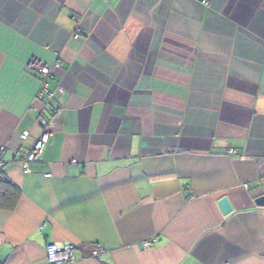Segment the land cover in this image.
Listing matches in <instances>:
<instances>
[{"label":"crops","instance_id":"crops-1","mask_svg":"<svg viewBox=\"0 0 264 264\" xmlns=\"http://www.w3.org/2000/svg\"><path fill=\"white\" fill-rule=\"evenodd\" d=\"M3 145L0 264H264V0H0Z\"/></svg>","mask_w":264,"mask_h":264},{"label":"built area","instance_id":"built-area-1","mask_svg":"<svg viewBox=\"0 0 264 264\" xmlns=\"http://www.w3.org/2000/svg\"><path fill=\"white\" fill-rule=\"evenodd\" d=\"M81 36L80 31H76L74 33V38L78 39ZM29 67L34 68L36 72L41 77V85L37 92L36 98L40 100H51L54 98V91L51 89L50 86V80L53 77V71L54 68H59L62 66L61 62L55 63L53 66H50L48 64L42 63L41 61H32L28 64ZM31 110L43 113L40 118V124L42 126V133L37 139L36 144L34 145L33 149L29 152L23 153L22 157L20 159V162L22 164V167L24 171L29 172L31 170V164L38 160L41 155L44 153L48 140L49 135L52 127L54 126V111L53 112H45L40 110L36 107H31ZM51 116V117H50ZM28 136L27 132L21 133L20 137L21 139H26ZM6 150V146H0V173L4 166L6 165V162L4 160V152ZM230 153H235L234 150H230ZM51 173H47L46 176H51ZM157 241V238L147 239L143 241V245L148 247L153 242ZM47 252V260L49 264H72L77 260L76 257V245L72 242H66V243H57V242H50L47 244L46 247ZM108 252V248L105 245L97 244L92 249L91 254L89 257L96 258L99 260H102V256Z\"/></svg>","mask_w":264,"mask_h":264},{"label":"trees","instance_id":"trees-1","mask_svg":"<svg viewBox=\"0 0 264 264\" xmlns=\"http://www.w3.org/2000/svg\"><path fill=\"white\" fill-rule=\"evenodd\" d=\"M5 190V192L9 193L10 191V195H9V199H11V203L12 205H10L11 207H13L18 199V194L20 193L19 189L17 188V186H15L14 184H12L9 181H0V189ZM12 189V190H10ZM12 194V196H11Z\"/></svg>","mask_w":264,"mask_h":264},{"label":"water","instance_id":"water-1","mask_svg":"<svg viewBox=\"0 0 264 264\" xmlns=\"http://www.w3.org/2000/svg\"><path fill=\"white\" fill-rule=\"evenodd\" d=\"M256 202L260 205L264 204V196L258 197ZM219 205L225 213L231 210V204L227 197H222L219 201Z\"/></svg>","mask_w":264,"mask_h":264}]
</instances>
